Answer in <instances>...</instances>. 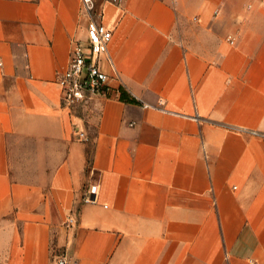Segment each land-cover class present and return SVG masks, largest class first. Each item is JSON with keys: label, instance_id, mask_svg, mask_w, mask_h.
Instances as JSON below:
<instances>
[{"label": "crops", "instance_id": "0c3cea01", "mask_svg": "<svg viewBox=\"0 0 264 264\" xmlns=\"http://www.w3.org/2000/svg\"><path fill=\"white\" fill-rule=\"evenodd\" d=\"M94 1L111 92L68 107L80 1L0 0L7 264H264V0Z\"/></svg>", "mask_w": 264, "mask_h": 264}, {"label": "built area", "instance_id": "2783aa9c", "mask_svg": "<svg viewBox=\"0 0 264 264\" xmlns=\"http://www.w3.org/2000/svg\"><path fill=\"white\" fill-rule=\"evenodd\" d=\"M79 1L81 14L87 20L86 46L82 43H74L68 67L57 82L62 93V103L68 107L84 103L94 96H107L111 92L109 77L100 66L103 57L111 62L108 56L111 33L99 23L100 14L95 11L94 0ZM76 135L79 139L85 138L80 132ZM96 190V186H91L83 203H94ZM58 264H67V262L61 259Z\"/></svg>", "mask_w": 264, "mask_h": 264}, {"label": "rangeland", "instance_id": "374dc122", "mask_svg": "<svg viewBox=\"0 0 264 264\" xmlns=\"http://www.w3.org/2000/svg\"><path fill=\"white\" fill-rule=\"evenodd\" d=\"M94 4L95 11L97 12V4L95 1ZM17 228L11 217L0 220V264H7L9 248L12 241H14Z\"/></svg>", "mask_w": 264, "mask_h": 264}, {"label": "trees", "instance_id": "16d2710c", "mask_svg": "<svg viewBox=\"0 0 264 264\" xmlns=\"http://www.w3.org/2000/svg\"><path fill=\"white\" fill-rule=\"evenodd\" d=\"M120 98L123 100L127 99L126 94L123 91L120 92Z\"/></svg>", "mask_w": 264, "mask_h": 264}]
</instances>
